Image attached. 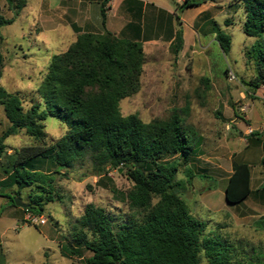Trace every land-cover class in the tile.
<instances>
[{"label":"rangeland","instance_id":"rangeland-1","mask_svg":"<svg viewBox=\"0 0 264 264\" xmlns=\"http://www.w3.org/2000/svg\"><path fill=\"white\" fill-rule=\"evenodd\" d=\"M13 1L15 5L17 0ZM161 2L163 8H155L145 6L143 1L128 0L118 12L125 16V25L116 18L111 21L110 28L115 30L112 34L141 42L144 53L139 91L120 101V112L123 116L134 114L144 123L167 120L172 114L183 119L195 146L188 161L179 159L176 193L193 217L205 224L203 236L231 250V264H264V216L257 212L260 209H255L251 198L244 206L229 205L224 198L232 164H248L254 183L258 161L264 157V84L255 91L245 85L255 76L245 53L256 39L242 31V2L204 0L200 6L181 11L185 0ZM108 5L106 14L110 12ZM39 6L38 0H26L13 23L0 28V88L21 94L25 107L31 96L37 98L36 90L51 57L64 52L74 41L66 16L61 18L67 1H51L50 21L47 0ZM12 10L0 0V15L13 17ZM97 17L101 20L99 12ZM216 27L231 37L227 55L215 41ZM98 28L100 32L102 28ZM178 33L182 49L175 54ZM8 126L0 107V136ZM44 126L47 144L66 131L59 119L50 116ZM4 144L17 148L33 142L20 131L6 138ZM173 158L165 156L163 160ZM48 166L43 168L50 170ZM186 170L192 175L190 180ZM54 178V195L60 198L35 215L46 220L44 225L27 221L30 213L9 202L11 197H20L29 204L30 189L16 195L15 188L0 186V252L5 264H85L91 253L73 241L85 206L103 208L114 230L131 216L127 193L132 183L125 168L106 170L97 176L91 161L85 158ZM73 248L80 257L70 255ZM200 259V264H207L202 251Z\"/></svg>","mask_w":264,"mask_h":264},{"label":"trees","instance_id":"trees-1","mask_svg":"<svg viewBox=\"0 0 264 264\" xmlns=\"http://www.w3.org/2000/svg\"><path fill=\"white\" fill-rule=\"evenodd\" d=\"M5 1L13 9V17L25 4L24 0L15 5L13 0ZM109 1L100 3L103 27ZM241 2L242 31L256 39L245 53L255 72L245 85L255 91L264 84V0ZM203 3L185 0L179 11ZM13 20L0 15V28ZM214 33L220 50L227 55L230 35L218 27ZM176 38L175 54L182 49L180 33ZM143 63L141 42L118 38L107 30L84 32L64 52L51 57L36 90L38 99L31 96L27 107L21 94L0 88V107L9 124L0 136V161L4 159L0 186L15 188L16 195L30 189L25 211L39 215L47 203L60 198L54 195V175L75 162L88 158L97 176L125 168L132 183L127 193L131 216L114 230L103 208L85 206L73 235L74 243L91 253L85 264H200L201 251L207 264H231V250L203 236L205 224L193 217L175 191L179 159L188 161L195 146L183 119L172 114L167 120L144 123L134 114L123 116L120 112V101L139 91ZM1 67L0 51V78ZM47 116L66 126L64 135L50 144L44 131ZM20 131L33 144L7 147L4 140ZM165 156L174 158L164 161ZM46 164L50 170L43 168ZM185 175L192 178L188 170ZM250 184V166L234 162L224 189L227 204L241 205L252 193ZM9 202L14 206L12 197ZM76 248L69 253L80 257Z\"/></svg>","mask_w":264,"mask_h":264},{"label":"crops","instance_id":"crops-1","mask_svg":"<svg viewBox=\"0 0 264 264\" xmlns=\"http://www.w3.org/2000/svg\"><path fill=\"white\" fill-rule=\"evenodd\" d=\"M24 1H25V4L23 8H25L26 6V0ZM51 1L52 0H47V20L48 21H50L52 18L50 15ZM66 1H67V7L65 8V10H61V13H62L61 18H63V16H66L65 23L70 33L74 35L73 36L74 41L78 34H81L84 32L101 34L103 33L102 32L103 30H107L111 33H114L115 30H112L110 28L111 21L114 18L119 19L124 25L127 22L125 20V16L120 15L118 12L121 6L123 5V3L128 0H110L109 1L110 5H108V8L110 12L109 14H106L104 27L101 25V20H99L97 17V12H99V15H100V3L103 0H66ZM136 1H140V2L143 1L145 3L144 4L145 6L149 5L150 7L163 8L159 5V4H162L161 0H136ZM42 2L43 0H38V6ZM38 8H40V6ZM10 18L15 19L16 17L11 16L6 19H10ZM55 23L56 22H53L54 25ZM98 27L102 28L100 32L97 31L99 29ZM74 31L76 33H74ZM262 161H264V157L260 158V160L258 161L259 165H258V170L256 171L257 177L254 183H253V172L251 171L250 186H251L252 193L240 206L247 205V202L251 198L252 202L254 203L256 207L255 209L257 210V207L258 209H260V210H257V212L261 213L262 214L261 216H264V163H262Z\"/></svg>","mask_w":264,"mask_h":264},{"label":"water","instance_id":"water-1","mask_svg":"<svg viewBox=\"0 0 264 264\" xmlns=\"http://www.w3.org/2000/svg\"><path fill=\"white\" fill-rule=\"evenodd\" d=\"M13 202L16 207H20L22 209H26L28 206V204L22 202V199L20 197H15L13 199ZM0 264H5V257L2 252H0Z\"/></svg>","mask_w":264,"mask_h":264},{"label":"built area","instance_id":"built-area-1","mask_svg":"<svg viewBox=\"0 0 264 264\" xmlns=\"http://www.w3.org/2000/svg\"><path fill=\"white\" fill-rule=\"evenodd\" d=\"M26 220L31 222V223H34V224H38V225H44L46 220L42 217H37L35 215H31V214H28L26 216Z\"/></svg>","mask_w":264,"mask_h":264}]
</instances>
